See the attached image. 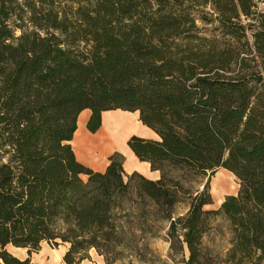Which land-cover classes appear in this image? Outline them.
I'll use <instances>...</instances> for the list:
<instances>
[{"label": "trees", "instance_id": "trees-1", "mask_svg": "<svg viewBox=\"0 0 264 264\" xmlns=\"http://www.w3.org/2000/svg\"><path fill=\"white\" fill-rule=\"evenodd\" d=\"M54 4L0 0V264H38L8 247L44 242L69 245L65 264L91 250L112 264L139 231L132 222L150 218L168 223L183 264H264L260 0H83L71 15ZM85 110L93 134L104 112H139L158 138L128 146L159 179L126 175L120 153L104 172L79 162L72 141ZM221 168L240 189L206 210L204 181ZM216 217L231 235L222 258L204 244Z\"/></svg>", "mask_w": 264, "mask_h": 264}, {"label": "rangeland", "instance_id": "rangeland-1", "mask_svg": "<svg viewBox=\"0 0 264 264\" xmlns=\"http://www.w3.org/2000/svg\"><path fill=\"white\" fill-rule=\"evenodd\" d=\"M55 4V10L60 12L61 15L67 14L71 15L78 7L79 2L83 0H52ZM51 2V1H50ZM260 7L264 8V0H260ZM45 8L49 9L50 7L45 4ZM209 9L197 8L195 13L198 17L206 16ZM209 18H212L211 15H207ZM18 24L22 25L25 28H31L28 20L25 19V22L18 20ZM200 27H204V23L200 20L198 21ZM205 27L208 29H213L215 24H208ZM112 114L113 117L124 116L126 120H131L136 118V122L140 123L141 126L136 127L133 123V126L138 131L130 133L127 139L131 136H141L146 137L150 136L153 132L145 127L140 121V116L136 114L124 112L121 110L109 111L106 112V115ZM105 115V116H106ZM118 115V116H115ZM132 116V117H131ZM104 124V122L102 121ZM87 128V127H86ZM103 128V125H102ZM100 128V130H102ZM146 128V129H145ZM99 130V131H100ZM98 131V132H99ZM91 137L96 135L90 133ZM129 149V148H127ZM115 151H119L118 148L106 149L105 155L113 154ZM123 151V150H122ZM126 152V151H125ZM102 154V152H100ZM119 153V152H116ZM123 155L122 153H120ZM99 158L98 156H95ZM124 157V155H123ZM125 158V157H124ZM128 162L125 165L126 170L129 171ZM84 179H86L84 177ZM210 182L211 194L213 197V204L206 207V210L215 211L218 210L225 200L226 196L237 195L240 189V182L238 178L228 170L223 168L218 169L213 175H209L204 183ZM179 213L184 212V207L181 206L178 209ZM133 227L139 229L134 235L128 233L124 236V247L118 249L113 254L109 255L108 258L112 264H183L185 256L179 253H172L170 250V242L167 238L168 223L156 222L153 218L145 220H134ZM231 235L229 231L228 223L221 217H216L212 219L210 230L204 237V244L209 249L210 253L214 257L222 258L225 255V252L229 248ZM69 245L61 244L59 246L50 245L47 242L42 243L40 250L29 252L28 249L23 250V254L26 255V258L35 260L40 264H65L64 256L68 251ZM12 254H18L21 251L16 250L12 246L9 248ZM82 264H107L106 255H99L96 250L90 251V259L84 261Z\"/></svg>", "mask_w": 264, "mask_h": 264}, {"label": "crops", "instance_id": "crops-1", "mask_svg": "<svg viewBox=\"0 0 264 264\" xmlns=\"http://www.w3.org/2000/svg\"><path fill=\"white\" fill-rule=\"evenodd\" d=\"M121 112H122V110H121ZM128 113H130V112H128ZM132 114H134V115L136 114V116H138V117L140 116L139 112H134ZM105 115H106V112H104L102 115L103 122L105 121L106 117L109 118L110 115H113V113L112 114L107 113V115L106 116ZM90 116H91L90 110H85L80 114V116L78 118V128H77V131L75 132L74 139L72 141V145H73L76 157H77L79 162H81L82 164H84L85 166H87L89 168H92L95 171L104 172L109 165V158L114 153L119 152V153H122L125 157L124 170H125L126 175H131L132 173L137 172V173H139V174H141V175H143L146 178L151 179V180L159 179L160 173L158 171H153L151 169V166L149 163L141 162L135 156V154L130 150L129 146L127 147L128 137L125 139L123 146H119L116 144L111 145L110 142L108 143V144H110V146H106L107 143H106V140H104V134H103V128L102 127H101L102 130H100L99 132L96 133V135L91 137L90 131L86 128ZM119 118H125V117L119 116ZM131 122L136 123V127L138 124H140V123L136 122V118H132ZM102 125L104 126L103 123H102ZM136 131H138V130L136 129ZM98 135H99V137H98ZM143 138L157 139L158 136L153 132L152 134H150V136H146V137L144 136ZM106 147H108L109 149L116 147L119 149V151H115L113 154H110V155H105L104 152H106V149H107ZM127 148H129V149H127ZM100 152H102V154ZM95 156H98L99 158H96ZM127 162H128L127 166L130 169L129 171H127L126 167H125ZM10 247L11 246H9L8 249ZM13 248H15V247H13ZM15 249L20 250L21 252L18 254H13V255H15L16 257H18L20 259H27L26 255L23 254L24 248H15ZM9 251H10V249H9ZM32 261L35 263H38L34 259ZM38 264H40V263H38Z\"/></svg>", "mask_w": 264, "mask_h": 264}, {"label": "bare ground", "instance_id": "bare-ground-1", "mask_svg": "<svg viewBox=\"0 0 264 264\" xmlns=\"http://www.w3.org/2000/svg\"><path fill=\"white\" fill-rule=\"evenodd\" d=\"M113 116L114 115H110L109 118H105L103 126L104 140H106V146H110V144H108L109 142L111 145L116 144L123 146L125 139L130 135V133L136 131V129L132 127L133 122H131V120L119 117L114 118ZM134 124L136 125V123ZM138 125L140 126V124Z\"/></svg>", "mask_w": 264, "mask_h": 264}]
</instances>
